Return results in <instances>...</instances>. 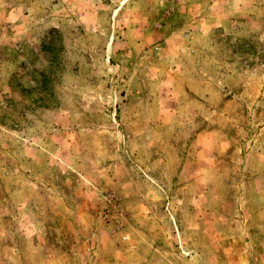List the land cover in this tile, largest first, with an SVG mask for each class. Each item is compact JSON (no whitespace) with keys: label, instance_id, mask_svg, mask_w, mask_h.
<instances>
[{"label":"rangeland","instance_id":"374dc122","mask_svg":"<svg viewBox=\"0 0 264 264\" xmlns=\"http://www.w3.org/2000/svg\"><path fill=\"white\" fill-rule=\"evenodd\" d=\"M0 264H264V0H0Z\"/></svg>","mask_w":264,"mask_h":264}]
</instances>
